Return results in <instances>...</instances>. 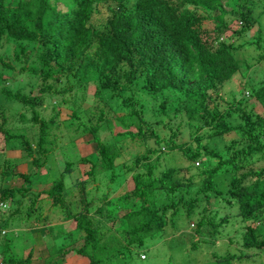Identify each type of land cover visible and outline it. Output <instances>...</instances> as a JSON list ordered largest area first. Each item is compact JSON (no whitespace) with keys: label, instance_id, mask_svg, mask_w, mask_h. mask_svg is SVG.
I'll list each match as a JSON object with an SVG mask.
<instances>
[{"label":"trees","instance_id":"obj_1","mask_svg":"<svg viewBox=\"0 0 264 264\" xmlns=\"http://www.w3.org/2000/svg\"><path fill=\"white\" fill-rule=\"evenodd\" d=\"M255 1L0 0V47L5 46L0 53V67L13 76L34 77L30 86L36 88L33 93L24 92L21 78L11 82L0 73V96L19 105L16 111L0 103V135L5 146L17 142L26 155L31 153L30 140L35 137L37 152L29 162L34 170L27 163L26 172H12L22 182L19 187L1 186L0 201L14 202L10 213H15L23 207L25 197L29 200L26 205L29 213L40 194H44L49 208L59 206L60 220H73V229L80 232L82 239L74 250L87 257V264H99L97 257L103 254L114 258L118 246L126 249L145 243V238L152 237L166 221L180 214V209L186 216L198 213L193 203L199 194L206 202L213 195H221L215 186L217 175H228L226 194L221 197L226 203L235 204L239 217L263 211L264 79L248 88L262 113L244 109L245 103L237 99L226 104L227 107H218L222 101L226 103L220 91L224 82L240 70L234 50L244 45L258 48L252 40L236 46L226 42L223 37L226 38L228 22L234 19L239 22L236 33H244L255 25L254 36L259 41L261 31L253 13ZM208 19L214 22L209 40V29L201 25ZM218 37L220 41L215 42ZM258 56L264 57V53ZM89 80L96 103L92 111L82 103ZM137 84L149 94L167 91L177 97L185 114L184 129L194 145L176 141L178 125L172 129L169 119L160 121L158 116L147 121L142 117V102L132 93L126 96L122 93ZM105 90L119 98L123 107L112 118L105 109L107 101L102 95ZM168 97L165 95L155 109L161 111ZM42 101L52 111L47 119L40 116ZM52 102L65 105L68 115L62 120L64 127L74 137L89 138L94 151L76 159L84 170L74 173L75 178H67L69 173L73 175V161L64 160L54 178L48 177L50 182L45 188L31 192L30 177L37 167L46 169L44 153L50 149L46 134L58 114ZM86 111L91 114L86 115ZM233 112H238L241 123L232 124L228 120ZM31 125H36V133ZM103 125L109 131L113 125L121 130L110 131L113 133L110 140L102 141L97 133ZM162 127L169 132L167 135L159 133ZM234 130L237 132L224 140V135ZM203 136L223 140V147L207 148L200 142ZM127 147L135 148L132 158L125 157ZM177 150L187 164L173 162L174 153L169 159L175 165L165 164L168 157L162 155ZM3 161L0 158V175L4 176L9 171L3 169ZM194 177H199L195 195L183 197L181 194L189 192ZM208 191L213 194L208 195ZM114 192L116 195H112ZM160 192L167 202L156 200ZM66 197H70L69 202ZM94 201L93 210L90 204ZM80 202L78 211L70 209L71 203ZM202 211L206 212V208L202 207ZM209 218L202 214L195 220L196 233L202 223H209ZM219 218L218 225L227 221L225 216ZM5 222L0 221V228ZM35 223L38 221H28V226ZM117 231L124 237H119ZM70 232L65 235H71ZM95 244L100 246L98 254L93 253ZM263 244L255 227L246 224L241 234L242 247L255 249ZM57 246L63 249L65 245L62 242ZM86 247H91V251H84ZM67 250L63 249L62 255ZM232 257L228 253L218 255L213 264H231ZM2 258L8 264H26L28 256L17 258L20 262L12 256Z\"/></svg>","mask_w":264,"mask_h":264},{"label":"rangeland","instance_id":"obj_2","mask_svg":"<svg viewBox=\"0 0 264 264\" xmlns=\"http://www.w3.org/2000/svg\"><path fill=\"white\" fill-rule=\"evenodd\" d=\"M69 6L70 4H68L66 8ZM253 13L257 18V26L261 31V38L259 41H256L254 36L256 33L255 25L245 29L244 33H236L234 30L238 29L239 22L237 20L235 21V19L228 22L229 29L225 33L226 38L223 37L226 42L229 41L233 43L234 46H236L241 42L252 40L254 43H257L258 48L255 49L254 45H244L243 47H239L234 50L235 58L238 61L240 70L229 80L224 82L220 91L221 95L224 96L226 103L224 104V101H222L221 104L218 105L219 108L227 107L226 104L228 105L230 102L237 99L238 101H243V103H245L244 109L250 111L252 110L254 113H262L260 104L253 99L248 88L254 85L261 78L264 79V57L258 56L260 53H264V0L255 1V4L253 5ZM201 25L209 29L207 33V40H209L208 36H213V33H211V27L214 25V22L208 19L201 22ZM216 41H220V38L218 37L215 42ZM4 48L5 46L0 47V53ZM8 52L9 51L6 50L5 54H8ZM0 73L3 77L7 78L8 81L11 82L17 78H21V82L24 83V86L22 85V91H31L32 93L35 92L36 88L30 86L34 84V77L29 76V78H27L25 76H13L12 72L6 71L1 67ZM138 86L139 84L135 85L134 87L131 86V89L129 90L124 89L122 90V93L123 96L132 93L135 99L142 102V117L147 121H152L154 118H158V116L160 121L169 119L168 122L172 129L178 125V133L175 137L176 141L178 143L185 142L189 145H194V140L184 129L183 122L185 121V114L181 108L182 105L180 101L177 100V97L173 93H166L167 91L159 94H149L143 92L138 88ZM92 92L93 84L89 80L84 88V97L82 103L85 106L89 105L91 111L93 110V107L96 106V103L92 97ZM102 95L107 101L105 109L109 117L112 118V115L120 113L123 110V107L119 102V98L110 96L109 91L107 90L103 91ZM165 95H169L168 100L164 104L161 111H159L157 110V105L162 101ZM0 103L8 108H14L16 111L19 109V105L16 102L5 101L1 96ZM52 104L57 108L58 114L53 118L55 122L54 125H48L46 134V139L50 140V143L47 144V147L50 149L44 153L45 156H47V160L45 162L46 169L43 166L37 167L35 173L30 177L29 187L31 192L45 188L49 184L53 175L57 174V169L63 164L62 162L64 160L70 159L73 161L71 166V172H73V175H71L72 173H69L67 178L68 180L75 178L74 173L79 174V172L84 170L81 165L76 164V159L79 157V155L83 156L94 151V146L90 142L89 138H86L85 135L82 137H74L70 134V129L64 127L62 120L68 115V110L66 109L65 105H59L53 102ZM49 106L50 105H48L47 102L42 101V110L40 111V116L44 119H47L48 116L52 114ZM156 107L157 109H155ZM237 113L238 112H233L228 116V120L232 124L241 123V119ZM90 114V112L86 111V115ZM14 122L15 121L13 119L9 124L14 126ZM147 123L150 125L149 122ZM159 125L160 124H158V126ZM100 128L101 130H99L97 134L102 141L110 140L109 138L113 134L110 133V131L116 132L121 130L120 126L115 125L111 127L110 131L104 125ZM31 129L33 133L37 132L36 125H31ZM158 130L160 134L167 135L169 133L165 127H162ZM203 132L204 131H200L199 133L201 134ZM235 132L237 131L234 130L224 135V140L231 138ZM34 139L35 137L31 138L30 140L32 151L30 154L26 155V150L21 149L17 142H14L12 145L5 146L0 135V158L4 159L3 169L9 171L8 174L4 176L0 175L2 176V178L0 177V187L8 185L19 187L22 180L13 173L26 172L28 167L26 166L27 163H29L32 158L36 157L37 152L34 150ZM200 142L202 144H206L207 148L214 147L220 150L223 147V140L221 142L220 139H209L203 136L201 137ZM140 148H142V146H140ZM124 150L129 153H126V159L132 158V153L134 152L135 148L132 147L131 149V147H127ZM171 153H174L172 154L173 162L178 164L179 162L182 164H187L186 159L181 155V151L179 150H177V152L169 151L168 153L163 154L162 157H168V159L165 160V164L175 165L174 163H171L172 161L169 159ZM120 160H122V158L119 159L118 162ZM29 166L33 169L31 163H29ZM0 168H2L1 165ZM186 175L187 174H183V177ZM214 181L216 188H218L221 191V195L225 197L224 194H226L225 191L227 188L228 175H217L214 178ZM70 187H73V185ZM198 187L199 177H194L190 189L188 190L189 194L182 193L181 195H183V197L185 196L186 198L190 194L195 195V191ZM177 194L178 193L174 194L175 197ZM212 194L213 193L211 191H208V195ZM112 195H116V192L112 193ZM164 195L165 194L163 192L157 193L156 200L158 202H167L168 200L165 199ZM221 195L216 197L214 195V197L208 196L209 199H207L208 202H206L203 195L199 194V198L195 203H193L195 205L194 211H198V213L186 216L183 210L180 209V214L177 213L173 216L171 221H166V224L158 232H155L152 237L145 238V243L143 242L142 244H133L126 249L123 248V246H118V251L114 258L111 257V259H109L107 256H103V254L99 255L97 257L98 260H96L99 262V264H213L216 256L228 253L233 255L231 264H264V244L260 248L255 249L245 248L241 245V234L244 231V226L246 224L255 227L259 239L264 241V210L256 213L254 216L241 218L237 214L235 204L226 203ZM77 196H79V194ZM23 199V207L19 208L15 213H10V209L15 207L14 202L11 203L9 199L0 201L1 203L5 204L3 207L0 206V221L5 222L6 220L5 226L0 228V254H2L5 259H8L10 256H12L15 261H18L17 258L22 257L23 250L25 248L27 250V246H33L35 243L42 244L40 239H36L38 236L37 234L36 236H33L32 234L23 235L22 229L29 227L28 221L31 223L32 220L38 221V223L33 226L39 227L38 229H41L45 224L44 220L54 223L59 219L60 216L58 212V205H56V208L54 207L55 209L49 208L45 200L43 199L40 201L39 198L31 210H29V213H26V205L29 204V200H26L25 197ZM80 204L81 202L77 203L76 205H79L81 208L82 205ZM76 205L69 207L71 210H74ZM90 205L94 210L96 206L95 201ZM202 207L206 208V212H204L205 210L202 211ZM1 209H3L2 212ZM202 214L210 217V221L209 223H202L199 228V232L196 233L194 229L196 222L195 220ZM224 216L227 217V221L222 222L221 225H218L220 221L219 217ZM35 227H30V229ZM60 230L61 232L57 228V237L52 244L46 243V246L49 250L58 249L56 243H62V241L64 242V240L60 237L63 236L62 238H64L66 228L61 225ZM1 231L3 232L1 233ZM52 232H54V230ZM117 235L119 237H124L120 231H117ZM65 237L67 236L65 235ZM80 244L81 241L78 243V246ZM93 247V253L98 254L100 252V246L95 244ZM61 248L56 250L55 253L50 254L48 250H46L45 255L47 256L44 259V264H62V261L60 260V252L62 251ZM86 250L90 252L91 247H86L84 251ZM56 255L59 259H56ZM141 255L143 258H141ZM51 256H55V259L50 260ZM74 258L78 259L79 261L77 262H81V264L88 263L87 257L82 256V258ZM106 260L111 261L107 262Z\"/></svg>","mask_w":264,"mask_h":264},{"label":"crops","instance_id":"obj_3","mask_svg":"<svg viewBox=\"0 0 264 264\" xmlns=\"http://www.w3.org/2000/svg\"><path fill=\"white\" fill-rule=\"evenodd\" d=\"M36 191H39V190H36ZM38 198L40 201L45 199L44 194H40V196ZM69 199H70V197H69ZM69 199H68V197H66L67 202H69ZM71 204H72L71 207L76 205L75 203H71ZM47 206H48V204H47ZM79 208L80 207L76 205V208L73 211H78ZM44 223L45 224L43 225V228H41V229H38L39 227H35V226H32V227H35L33 229H30V227H25L22 229L23 235L32 234L33 236H36V234H37L38 236L36 239H40L42 244L35 243L33 246H27V250H26V248L23 250V254H22V257H20V259H23L25 256H28V258L26 259V264H44V259L47 256V255H45L46 250H48L49 254L56 252L55 250H52V249L49 250L46 246V243L52 244L54 242V240L57 237V236L54 237V233H57V228H59L58 225L61 224L62 226H64V228H66V231H71L70 233H72L71 235H68V236L66 235L67 237L64 236V238H63L64 242L62 241L65 245L63 247V249H68L67 250L68 252H66L63 255L60 252V257H61L60 260L62 261V264H81V262H77L79 260L74 258V257L82 258V256H84V257H86V256L79 254L74 250L76 245H78V243L80 241H82V239L80 238V232H75L73 229V227H74L73 220H70L67 218L64 220L58 219L54 223L47 222L44 220ZM53 226H55V230H54V232H50V231H52L51 228ZM39 230H40V232H39ZM42 230H43V232H42ZM43 234H44V236H43ZM60 238L62 239V237H60ZM45 239H46V241H45ZM53 259H55V257L52 259L50 257V260H53ZM56 259H59L57 257V255H56ZM12 264H16V263H12Z\"/></svg>","mask_w":264,"mask_h":264},{"label":"built area","instance_id":"obj_4","mask_svg":"<svg viewBox=\"0 0 264 264\" xmlns=\"http://www.w3.org/2000/svg\"><path fill=\"white\" fill-rule=\"evenodd\" d=\"M196 163H197V162L195 161V164H196ZM0 206L3 207V206H5V204L0 202ZM2 232H3V231H1V233H2ZM0 264H8L7 262H5V261L3 260L1 254H0Z\"/></svg>","mask_w":264,"mask_h":264},{"label":"clouds","instance_id":"obj_5","mask_svg":"<svg viewBox=\"0 0 264 264\" xmlns=\"http://www.w3.org/2000/svg\"><path fill=\"white\" fill-rule=\"evenodd\" d=\"M141 258H143V256L141 255Z\"/></svg>","mask_w":264,"mask_h":264}]
</instances>
